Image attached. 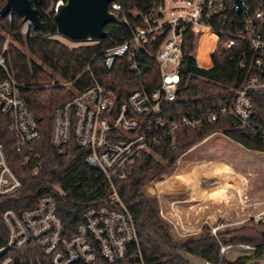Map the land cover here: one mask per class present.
<instances>
[{"label": "built area", "instance_id": "2783aa9c", "mask_svg": "<svg viewBox=\"0 0 264 264\" xmlns=\"http://www.w3.org/2000/svg\"><path fill=\"white\" fill-rule=\"evenodd\" d=\"M181 1L185 5L180 6ZM243 5L245 9L239 12L233 0H163L144 12H135L140 19L137 25L130 27L126 17L122 16L131 30V37L102 51V62L111 71L116 61L123 59L128 71L140 74L148 68L147 63L139 60L141 52H145L158 65L159 83L150 89L140 85L117 103L113 88L94 81L82 91L72 89V98L52 112L51 145L62 148L74 140L78 146L87 149L84 163L100 172L107 181L105 201L85 208L73 225L63 222L58 213V200L53 194L40 196L30 208L4 209L0 212V224L4 229L3 233L0 231V264H21L22 261L26 264H149L144 261L139 247L132 214L118 194V187L135 158L141 154L158 158L157 148L166 139L169 148L175 147V135L180 129L196 130L223 121L229 122L230 131L264 142V114L258 108H264V102L257 98L258 94L264 93V0H243ZM109 10L116 14L121 11L116 0L109 4ZM11 17L8 16L10 22ZM187 24L191 25L190 31L194 34L191 57L199 69L213 67L212 57L217 55L219 48L230 49L244 42L248 45V56H244L239 65L246 76L237 86L227 87L217 101L187 105L173 116L168 105L186 100L180 98L177 91L182 82V33ZM30 27V23L24 22L21 34L30 36ZM197 30L212 36L209 67L199 65L196 58ZM157 37H162L158 47L154 52H148L147 45ZM5 49L3 46L0 53L3 73L0 77V112L7 116V129L12 133L14 149L21 153L23 163L34 162L33 172L36 173L41 168V161L33 144L40 132L35 116L19 94L20 83L8 70L3 55ZM84 71H89V66ZM67 84L71 82L60 83L54 77L49 86L69 88ZM219 131L226 135L223 130ZM188 151L180 153L167 167H173L172 171L166 168L146 181L145 192L158 198L157 213L174 238L199 235L207 225L210 234L217 239L222 227L239 224L246 218L236 222L205 218L202 223H193L188 218L189 212L180 208L190 201L189 198L164 196L188 184L180 180V185L172 188L175 174L181 171L178 164ZM21 185L7 162L0 141V196L15 193ZM149 190L154 192L153 195ZM261 204L263 207L247 218L255 224L264 223V200ZM217 241L219 260L225 257L229 245L256 250L243 242L221 244ZM201 261L202 264H216L208 259Z\"/></svg>", "mask_w": 264, "mask_h": 264}, {"label": "trees", "instance_id": "16d2710c", "mask_svg": "<svg viewBox=\"0 0 264 264\" xmlns=\"http://www.w3.org/2000/svg\"><path fill=\"white\" fill-rule=\"evenodd\" d=\"M54 2L58 0H53ZM120 5L117 12L118 20L104 26L106 36L97 42L80 43L70 47L62 43L53 20V11L47 15L44 10L49 0H43L38 13L44 23V31L29 28L31 35L23 36L22 17L15 13L7 25L6 18H0V28L9 31L11 37L26 47L38 62L29 59L19 47L5 46L3 55L10 74L20 83L19 94L37 120L39 138L33 148L39 153L41 168L34 173V162H22V155L14 149L12 133L7 129L8 119L0 112V141L7 156V162L22 183L13 194L0 196V212L6 208L23 209L33 207L37 199L44 194H53L58 200V213L65 224H74L85 208L102 204L108 190L103 175L84 163L87 149L81 148L74 140H70L62 148H55L50 143L53 110L65 100L72 98V91L62 86H49L58 75L62 80L71 82L72 89L82 91L94 81L114 89L116 102L125 99L134 88L144 85L150 89L159 83L158 65L151 56L141 52L139 60L148 64V68L140 74L127 70L126 61L117 60L111 71L102 62V51L121 43L131 37L130 28L123 22L126 17L128 24L137 25L140 21L135 12H144L163 0H116ZM6 0H0V7ZM185 5L184 1L179 4ZM239 16V15H238ZM190 24L182 33V56L180 75L181 88L177 91L184 101L171 105V115L184 109L187 105H201L203 102H215L227 87L237 86L246 76L240 67V61L248 56V45L239 42L230 49L219 48L217 55L212 57L211 69L198 68L191 57L193 52L194 34ZM162 37H157L147 45L148 52H154ZM197 54L199 65L210 66L208 54L212 51V36L197 30ZM3 37L0 34V53ZM48 67L45 71L42 66ZM89 66V71L84 69ZM3 73L0 69V77ZM264 102V93L257 95ZM264 114V108L258 107ZM228 121L204 125L200 129H180L175 135V147L169 148L168 139L157 148L158 158L150 154H141L127 168L126 178L118 187V194L132 214L136 231H138L139 247L144 261L149 264H192L184 258V254H192L201 260H210L216 264H256L247 263L249 256L243 255L233 261L219 260V242L222 244L247 243L256 247L255 253H264V223H257L262 229L247 225L238 228L222 229L217 239L212 236L206 226L204 233L176 239L167 224L157 213L156 197L149 196L142 185L152 176L158 175L174 163L177 156L191 148L207 135L223 130L227 136L249 150L264 151V142L256 138H247L238 132L230 131ZM0 231L4 232L0 224Z\"/></svg>", "mask_w": 264, "mask_h": 264}, {"label": "rangeland", "instance_id": "374dc122", "mask_svg": "<svg viewBox=\"0 0 264 264\" xmlns=\"http://www.w3.org/2000/svg\"><path fill=\"white\" fill-rule=\"evenodd\" d=\"M59 1H61V0H58L56 2H54L53 0H49L48 6H47V8H45L44 12L47 15H49L51 13L50 9L52 7H54L56 5V3ZM8 23L10 24L9 19H7V25H8ZM0 34L3 37L2 48H3V46L8 47V45H14L16 47H19V49H21L23 51V53H25V55L29 59L31 58L33 61L38 62L37 59L35 58V56H33L31 53H29L27 51L26 47L20 45L18 42H16L11 37L8 30L0 28ZM57 36L62 43H65L66 45H68L70 47L76 46L80 43H86V42L74 43V42L67 40L64 37L62 38L59 35H57ZM39 64H41V63H39ZM42 66L45 68L46 72L49 71L48 67H45L44 65H42ZM53 77H56L58 80H60V83H64L66 81V80H62L58 75H55ZM67 86H69L68 89L72 90L71 85L67 84ZM64 88H67V87H64ZM192 148H190L191 150L188 149L189 151L186 152V154L184 156H182V158L180 160L181 163H180V165L178 164L180 170H184V169H186V167L190 166V168L195 171L196 168L192 167L191 165L199 166L202 168L203 167H211L210 164H213V163L203 162L204 160H206V161L214 160V159L225 160L226 162L230 163L235 168V170H239L242 173H244L245 175H248V174L250 175V177H251L250 178L251 179V184H250L251 190H252V188H254V191L253 190L252 191L257 193V198H263L262 200H264V151H259V150H254V149L249 150V149L245 148L244 146L240 145L239 143L230 140L221 131L207 135L206 137L202 138L201 141L194 143ZM195 162H199V163H195ZM214 165L220 166L221 164L220 165L214 164ZM171 168H173V167H171ZM171 168H167V171H172L173 169H171ZM250 170H252V172L248 173ZM185 179H187V178H185ZM190 182L191 181H189V185L192 184ZM179 185H180V183H179ZM187 185L186 186L184 185L182 188H179L177 190H174V191L172 190L170 192H167L164 194V196H166V197L167 196L168 197L174 196L177 199L188 198L189 196L186 195V191H188V189H189V188L186 189L188 187ZM146 186H147V183L142 185V189L144 191H145ZM153 193H154L153 191L149 190L150 195H153ZM154 197H156V196H154ZM156 200L158 201L157 197H156ZM187 203L182 204V206L180 207L181 210L185 213H187V211H188V210H186V206H185V205H187ZM204 204H205V202L202 203L201 205H204ZM157 205H158V202H157ZM208 218H211V217H208ZM221 218L226 219V217L224 215H222L221 217L211 218V221H215V220L220 221ZM243 218L244 217H241V218L235 217V218H233L235 220L228 219L227 221L236 222V221H239ZM193 223H195V222H193ZM239 225H247V226H251V227H255V228L257 227L258 229H262V227H259L257 225V223L255 224L253 221H251L250 219H247V218L244 222H241L239 224H232V225L224 226V227H222V229L238 228ZM205 226L207 227V225H205ZM222 229L220 231H222ZM205 230L206 229H203L202 233H204ZM176 239H185V238H176ZM243 255L249 256V259L246 261L247 263L264 264V254L263 253L261 255L256 256V253L249 250V249L240 248V247L237 248V247H234L231 245H229L227 247V250L225 251L224 259L227 261H233V260H235V259H237ZM184 258L192 264H202L201 259L192 255V254H189V253L184 254Z\"/></svg>", "mask_w": 264, "mask_h": 264}, {"label": "crops", "instance_id": "0c3cea01", "mask_svg": "<svg viewBox=\"0 0 264 264\" xmlns=\"http://www.w3.org/2000/svg\"><path fill=\"white\" fill-rule=\"evenodd\" d=\"M203 162L213 163L210 164L212 168H202L190 164L196 168L195 171L190 166L182 170L183 177L188 181L186 189H189L186 191V195L189 196L190 201L185 206L189 212L190 221L202 223L205 218L221 217L222 215L227 220H235L233 219L235 217L249 218L263 207L261 204L263 198H257V193L253 192L254 188H252L253 191L250 188L251 177L249 174L245 175L241 171L235 170L225 160L214 159ZM251 172L252 170L248 173ZM189 181L193 185H189ZM204 202L205 204L201 205Z\"/></svg>", "mask_w": 264, "mask_h": 264}, {"label": "water", "instance_id": "95a60500", "mask_svg": "<svg viewBox=\"0 0 264 264\" xmlns=\"http://www.w3.org/2000/svg\"><path fill=\"white\" fill-rule=\"evenodd\" d=\"M114 0H61L53 10V20L57 35L67 40L97 42L106 36L104 26L118 20V15L109 10ZM43 0H6L0 7V18L17 13L22 22L31 24L34 30L44 31V23L38 13ZM240 12L245 9L243 0H233ZM21 264H26L24 261Z\"/></svg>", "mask_w": 264, "mask_h": 264}, {"label": "bare ground", "instance_id": "6f19581e", "mask_svg": "<svg viewBox=\"0 0 264 264\" xmlns=\"http://www.w3.org/2000/svg\"><path fill=\"white\" fill-rule=\"evenodd\" d=\"M183 174H182V170L175 174L174 182L172 184V188H176L177 186H179L180 180H183V181L188 183V181L183 177Z\"/></svg>", "mask_w": 264, "mask_h": 264}]
</instances>
